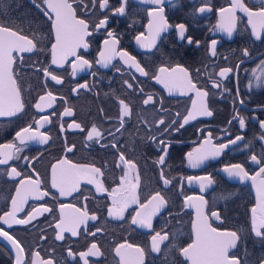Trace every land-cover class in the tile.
Segmentation results:
<instances>
[{"label": "flooded vegetation", "instance_id": "af4514ba", "mask_svg": "<svg viewBox=\"0 0 264 264\" xmlns=\"http://www.w3.org/2000/svg\"><path fill=\"white\" fill-rule=\"evenodd\" d=\"M231 3L232 0H165L164 15L171 27L161 33L151 49L140 47L135 37L141 33L147 36L150 20L148 10L155 6L145 4L143 0H127L125 13L114 15L112 10L120 6L121 0H109V8L105 12H101L98 7L93 8L91 0H83V4L79 6L73 3L78 17L89 21L90 29L107 14V27L119 39L118 50H126L135 56L149 73L147 77L125 65L119 57H115L108 67L95 63L99 59L103 40L107 38L103 29L88 38L90 47L86 53L81 50L85 58L92 62L91 68L78 71L73 76L70 63L65 64L64 68L52 66L63 78L61 85H56L50 79L46 82L42 72L37 71L50 64L48 52L24 54V62L17 70L25 110L16 116L0 117V145L15 143L23 149L18 153L21 159H13L8 165H0V215L11 209L10 197L15 194L19 180L25 176L35 178L36 173L41 179V189L49 191L50 195L41 200L29 198L18 217L23 218L33 206L47 205L53 209L27 225L13 224L9 228L0 224V227L24 246L26 260L30 261L32 253L39 252L41 257L51 258L56 264H82L78 257L75 260L69 257L67 250L71 248L74 252L84 251L95 242L103 255L91 257L90 264H119L120 257L116 255L115 248L123 243L143 248L144 264H187L179 254V249L192 241L195 209L185 206V197L202 196L207 201L205 211L209 216L211 211H217L223 221L211 218L213 227L221 231H237L241 236L237 248L232 250L241 259V264H260V258L264 256V241L251 231V208L256 206V189L251 180L229 177L223 169L232 164H242L249 176H254L260 166L252 163L250 157L253 154L258 158L264 155V141L259 139L264 134V129L260 128V121L264 120V83H259L257 79H264L261 76L264 73V67H261V62L264 61V32L261 39H256L247 14L239 9L236 11V27L232 35L228 36L226 32L219 30L216 27L220 21L219 10L229 8ZM243 3L254 11L264 6V0H243ZM201 7L211 10L201 13ZM0 22L22 30L29 37L35 34L43 41L41 46L47 45L50 48L48 37L51 21L31 0H0ZM180 23L186 25V36L200 41L199 47L195 43L189 45L186 40L179 39L178 30L174 26ZM212 40L217 41L215 56L210 54ZM244 49L248 51L247 56L243 54ZM34 61L37 63L33 66ZM176 65L186 68L197 86L209 91L207 102L213 116L197 117L179 131L170 128L164 132L165 126L177 119L176 113H180L182 120L194 98V93L169 95L163 85L153 78L159 74L161 67L171 68ZM223 68L233 70L225 79L217 75ZM93 72L96 74L92 75ZM209 77L220 81L222 87L213 89ZM124 81L133 84V87L128 88ZM85 82L89 85L88 89L78 87ZM73 88H77V91L73 92ZM45 91H52L57 99L51 108L42 113L34 104ZM148 95L154 97L155 103L144 105L143 100ZM120 100L129 104L131 115L125 118L124 127L117 132ZM66 107L72 108L73 116H60ZM237 113L245 118L246 127L243 130L240 129L238 120L233 119ZM42 115H49L51 119V123L40 128L41 132L50 137L48 143L30 141L20 145L15 133L28 124L35 127L34 121ZM160 119L165 120V125L157 127ZM73 121L80 123L85 129L96 124L103 131L104 137L99 143L87 141L86 132L68 128V124ZM61 124L65 129L63 132ZM172 127H178V124ZM109 131L114 135H109ZM209 133L213 145L228 143L237 135L244 138L236 144H230L218 157L192 168L188 163L187 153L201 147ZM151 137H156V140L150 139ZM161 139L170 145L166 162L162 166L156 163L161 155L158 150L161 147L158 141ZM112 143H116L119 151L137 165L140 183L136 194L139 201L146 202L156 191H161L168 201L166 207L153 217L151 230L131 224L132 216L138 209L136 204L126 209L122 220L108 216L107 210L112 204L109 193L120 185L124 172L123 166H116L117 150L110 146L101 147ZM71 145H75L73 151L67 152L66 146ZM23 157L30 159L25 160ZM33 157L37 159H31ZM61 159L101 168L104 175L100 179L108 191L97 192L95 185L82 180L78 192L61 197L58 190L51 188L52 165ZM10 167H16L22 173L21 177H9L7 173ZM161 168L167 177L174 178L167 187L159 179ZM209 175L214 182L203 191L200 189L201 182L189 183L186 179L189 176ZM60 204L76 208L86 205L89 214H95L98 219L88 221L87 230L82 226L78 236L72 237L70 233H65V239L57 241L54 218L59 216ZM97 228L101 231L95 237L89 235ZM155 231H166L169 234V240L161 245L160 253L151 251V236ZM14 261L15 250L8 241L0 237V264H14Z\"/></svg>", "mask_w": 264, "mask_h": 264}, {"label": "snow or ice", "instance_id": "6c2138e0", "mask_svg": "<svg viewBox=\"0 0 264 264\" xmlns=\"http://www.w3.org/2000/svg\"><path fill=\"white\" fill-rule=\"evenodd\" d=\"M31 2L43 13V15L51 21L50 35L48 42L50 48L47 45L41 46L43 41L39 39L35 34L32 37L25 35L22 30H18L7 23L0 22V117H11L23 113L25 110V101L22 98V87L19 83L18 67L24 62L25 55L28 53H43L48 52L50 55V64L42 66L37 71L42 72L45 81L54 82L56 85L63 84V78L52 68H64L65 64H71V75L75 76L78 71H84L86 68L93 66L92 62L85 58L83 53L89 50L90 44L88 38L91 37L94 32L105 30L107 38L103 40V47L99 51V59L95 63L100 64L102 67H108L115 57H119L125 65L130 68H134L141 76H149V73L140 64L135 56L130 55L128 51L117 48L119 39L114 35L113 31L108 29V15L105 14L103 18L93 24L90 29V23L85 18H80L77 15V8L73 7V3L82 5L83 0H31ZM145 4L153 5L148 10V16L150 17L148 24V34L145 36L143 33L135 37L136 43L142 48H153L161 33L168 30L169 25L164 15V3L165 0H143ZM127 0H121L119 7L114 8V15H123L125 13V5ZM93 8L98 7L101 12H105L109 8V0H91ZM239 9L248 16V23L252 26V34L256 39L262 38V32H264V6L259 10H252L245 6L243 0H232L229 8L220 9V21L216 25L219 30L226 32L228 36H231L236 27V11ZM87 10V6H85ZM210 8L201 7L199 11L201 13L210 11ZM178 30V37L181 41H187L189 45L195 43L197 47L200 45L199 40H193V37L186 36L187 28L183 23L174 26ZM216 40L211 41L210 54L216 55ZM83 50V53L81 52ZM245 56L248 55L247 49L243 50ZM69 58H72L71 60ZM37 61L33 62V66ZM261 67H264V61L261 62ZM120 71V69H117ZM233 70L231 68H223L217 74L220 78L225 79L229 73ZM96 73L93 72L92 75ZM264 77V73L261 74ZM157 83L163 85L169 95L179 94L188 95L194 93V98L191 100V108L187 111V114L180 117V113H176L177 119H173L170 124L166 125L163 129L164 132L169 131L171 128L173 131H179L191 120L197 117H211L213 111L209 108L207 98L209 91L206 88L198 87L197 83L193 81L188 70L180 65L175 67L166 68L161 67L159 74L153 77ZM135 79V77H134ZM259 83H264V79L258 77ZM211 87L213 89H220L222 84L220 81L213 80L209 77ZM128 88H132L133 84L128 81H124ZM79 88L88 89L89 85L85 82L78 86ZM47 88V83H45ZM73 92L77 91V88L72 89ZM141 91H143L141 89ZM227 91V89H225ZM57 97L52 91H45L44 94L38 97L34 107L39 112H45L47 108H51L56 101ZM61 99H63L61 97ZM155 103L154 97L148 95L143 100L144 105ZM243 103V101H241ZM120 112L117 117L119 120V127L116 131H120L125 124V118L131 115V108L124 100L119 101ZM103 112V109H101ZM52 115H55L53 113ZM74 112L71 107L64 108L60 113L61 117H71ZM233 119L238 120L239 127L243 130L246 127V121L243 116L237 113ZM33 124H28L26 127L21 128L15 133L16 140L20 145H25L30 141H38L40 144L48 143L50 137L40 131V128L44 124L51 123L49 115H42L39 119L34 121ZM231 123V121L229 122ZM178 127L173 128V125ZM165 125V120L160 119L157 122V127ZM69 129H78L81 132H86L85 139L87 141H99L104 137L103 131L96 125L92 124L90 129H85L80 123L73 121L68 124ZM260 128L264 129V120L260 121ZM60 129L63 132L64 125H60ZM109 135H114L111 131ZM243 136L237 135L235 139H231L228 143H221L218 145L212 144L211 134L204 141L201 147L194 149L192 152L187 153L188 163L192 168H197L203 164L206 160L218 157L224 149L228 148L230 144H236L237 141L243 140ZM150 139L156 140V137ZM261 141H264V134L259 137ZM161 147L158 149L161 152L156 163L158 165H164L166 162V156L168 155L169 144L164 140L158 141ZM111 147L118 152L117 167L123 166L124 172L120 178V185L113 188L109 195L112 197V204L108 208V216L113 219H124V213L126 209L132 205H138V209L135 215L132 216L131 224L137 225L141 228L153 229V217L161 212L168 203L165 196L161 194V191H156L151 197L144 203L139 201L136 194V190L140 183L139 173L136 171V163L126 158V155L119 151L116 143L111 145H101V147ZM207 146V147H206ZM75 145L66 146L67 152H72ZM0 165H8L9 161L13 159H21L18 155L23 149L17 146L15 143H9L0 145ZM25 160H29V157H23ZM31 159H37L33 157ZM252 163L259 165V170L254 176H249V173L245 170L242 164H232L226 166L223 171L226 172L229 177H238L241 180L249 179L252 181L253 186L256 189L257 202L256 206L251 208V231L257 238L264 241V155L260 158L253 154L250 157ZM35 172V169H33ZM135 172V175L132 173ZM7 175L13 179L21 177L22 173L17 170L16 167H10ZM104 173L101 168L90 164H75L68 159H61L51 168V188L56 189L61 197L70 196L74 192L80 190L81 181H86L88 184L96 186L97 192H107L104 187L103 181L100 179ZM257 177H260L257 180ZM159 179L162 181L165 187L172 184L174 178H169L165 175L161 168ZM189 183L193 181H199L200 189L203 191L207 185H211L214 181L211 176H189L186 178ZM50 195L47 190L41 189V179L39 174H35V178L32 176H25L20 179L15 189V194L10 197L11 209L0 215V224L7 225L9 228L13 224L27 225L33 220L38 219L45 213L53 211L52 208L47 205L33 206L30 211L26 213L23 218H19L18 214L24 211L25 205L29 198L41 200L44 197ZM87 199V197H85ZM207 201L202 196H187L185 197V206L195 209V219L192 221V234L193 238L191 243H188L186 247H180L179 254L184 258L187 264H241V259L232 252L236 249L238 243L241 241V236L237 231H221L218 228L213 227L211 218L216 221H222L219 212L211 211L210 216L205 211ZM66 209H71L66 211ZM55 219L54 230L55 239L62 241L65 239V233H70L72 237H76L80 234L81 227L83 226L87 230V222L95 221L98 217L95 214H89L86 205L83 208H76L72 205H59V216ZM53 226V225H49ZM101 229L97 228L95 232L89 233L95 237L97 232ZM0 237L8 241L15 250L14 264H56V262L49 258L45 259L41 257L39 252L32 253L31 259L26 260L25 248L13 235H10L8 231L0 227ZM46 239V237H41ZM169 240V234L166 231H155L151 236V251L154 253H160L162 251L161 245ZM115 253L120 257L119 264H144L145 250L141 247L134 246L129 243H123L115 248ZM231 253V254H230ZM67 255L74 260L78 257L79 262L82 264H90L91 257H100L103 255L100 247L97 243L92 242L84 251L74 252L71 248L67 250ZM260 264H264V256L260 258Z\"/></svg>", "mask_w": 264, "mask_h": 264}]
</instances>
